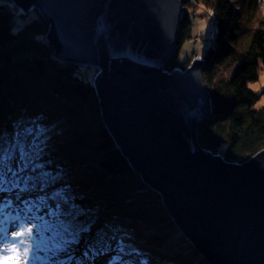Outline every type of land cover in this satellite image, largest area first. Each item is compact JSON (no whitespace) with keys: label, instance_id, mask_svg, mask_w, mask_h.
Listing matches in <instances>:
<instances>
[{"label":"trees","instance_id":"obj_1","mask_svg":"<svg viewBox=\"0 0 264 264\" xmlns=\"http://www.w3.org/2000/svg\"><path fill=\"white\" fill-rule=\"evenodd\" d=\"M182 4L185 16L178 50L193 37L191 13L199 14L190 12L194 5L209 9L216 21L204 56L213 114L199 129V142L227 161L242 162L264 150V107H254L259 97L248 85L264 68V0H182ZM18 17L23 23H17ZM47 32L37 11L24 15L10 0H0V133L10 137L20 124L38 125L36 135L43 130L47 142L39 161L44 165L41 171L49 173V180L56 178L32 194L12 188L0 205L8 202L9 210L29 223L40 220L41 231L30 227L35 237L48 234L47 255L53 260L67 259L59 253L62 241L48 228L54 205L67 198L69 206L89 210L81 219L88 222L93 236L107 231L125 237V243L136 249L129 259L209 264L179 233L160 195L121 155L104 125L93 82L84 75L87 68L57 61ZM194 57L185 61L176 57L166 69L185 70ZM57 192L59 199L54 198ZM17 195L22 198L16 200ZM87 242L86 236L81 248Z\"/></svg>","mask_w":264,"mask_h":264},{"label":"water","instance_id":"obj_2","mask_svg":"<svg viewBox=\"0 0 264 264\" xmlns=\"http://www.w3.org/2000/svg\"><path fill=\"white\" fill-rule=\"evenodd\" d=\"M48 26L54 58L99 70L93 85L109 135L209 264H264V150L230 162L204 148L213 114L206 62L177 57L182 0H12Z\"/></svg>","mask_w":264,"mask_h":264},{"label":"snow or ice","instance_id":"obj_3","mask_svg":"<svg viewBox=\"0 0 264 264\" xmlns=\"http://www.w3.org/2000/svg\"><path fill=\"white\" fill-rule=\"evenodd\" d=\"M37 127L35 124L32 127L20 124L10 137L0 133V200L7 197L12 188L23 194H32L37 187L43 189L56 182V178L49 180V173L41 171L44 165L39 161L47 150V142L42 139L43 130L41 135H36ZM37 172L40 174L36 175ZM60 196L59 192L54 194L56 199ZM21 198L20 195L15 197L16 200ZM54 207L56 211L50 214L54 219L50 220L48 228L62 241L59 253L67 259L57 258L51 264H147V261L128 258L136 255V249L125 243V237L107 231L93 236L88 222L81 219L89 214V210L82 206H69L67 198ZM32 231L28 229L29 233ZM23 235V232L19 233V236ZM86 236L88 242L81 248ZM12 252L13 255L0 257V264H29L28 261L22 262L16 248ZM39 259L37 248L30 260Z\"/></svg>","mask_w":264,"mask_h":264},{"label":"rangeland","instance_id":"obj_4","mask_svg":"<svg viewBox=\"0 0 264 264\" xmlns=\"http://www.w3.org/2000/svg\"><path fill=\"white\" fill-rule=\"evenodd\" d=\"M10 1L15 6L13 1ZM17 10L20 11L18 8ZM195 10L198 11L199 14L194 16L193 13H191L193 37L179 48L177 55L179 61H185L188 58H191L193 54H195L196 57L204 58L209 46L207 45L206 41L211 39L214 34V29H216L215 17L209 9L196 4L194 5L193 10L190 9V12ZM201 13L204 14V16ZM16 20L19 24L23 23V20L20 17H18ZM87 70L88 71L84 72V75H86L93 82L99 70L94 68H87ZM248 85L249 88L259 97L256 100L254 107L256 109L264 107V68L259 70V79L249 82ZM246 160L247 159L244 161ZM9 209L10 207L8 202L4 205H0V257L13 255L14 253L12 252V249L16 248L22 258V262L28 261L29 264H49L50 261L53 260V255H47L50 251L48 250V242L50 241L47 236L48 234L45 232H40V236L35 237L32 232H28V229H31V225L34 228L38 227V231H41L39 230V225L41 224L40 220L36 219L29 223V221L23 218V216L12 214ZM29 213L31 212L29 211ZM21 232L24 233L23 236H19V233ZM37 248L40 259L38 261H32L30 260V257L33 254V250Z\"/></svg>","mask_w":264,"mask_h":264},{"label":"bare ground","instance_id":"obj_5","mask_svg":"<svg viewBox=\"0 0 264 264\" xmlns=\"http://www.w3.org/2000/svg\"><path fill=\"white\" fill-rule=\"evenodd\" d=\"M206 43H207V45H208L209 40H207ZM52 51H53V50H52ZM193 59H194V58H193ZM193 59H192V60H193ZM191 62H192V61H191ZM188 67H189V65H188ZM182 70H183V69H182ZM11 213H12V212H11ZM12 214H13V213H12ZM179 233H180V232H179Z\"/></svg>","mask_w":264,"mask_h":264}]
</instances>
